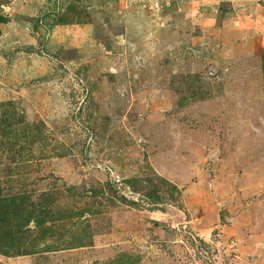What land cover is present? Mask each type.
Returning a JSON list of instances; mask_svg holds the SVG:
<instances>
[{"label":"rangeland","instance_id":"obj_1","mask_svg":"<svg viewBox=\"0 0 264 264\" xmlns=\"http://www.w3.org/2000/svg\"><path fill=\"white\" fill-rule=\"evenodd\" d=\"M0 264H264V0H0Z\"/></svg>","mask_w":264,"mask_h":264}]
</instances>
